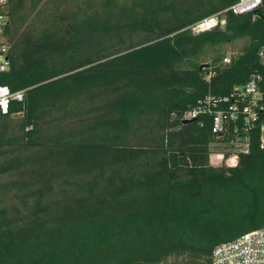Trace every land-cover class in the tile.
Here are the masks:
<instances>
[{
    "label": "trees",
    "instance_id": "16d2710c",
    "mask_svg": "<svg viewBox=\"0 0 264 264\" xmlns=\"http://www.w3.org/2000/svg\"><path fill=\"white\" fill-rule=\"evenodd\" d=\"M232 3L8 0L0 85L24 98L0 106V264H210L264 227L260 125L229 166L210 158L229 156L232 133L206 113L184 121L264 74V0L244 14ZM223 11L224 25L192 29ZM239 39L210 77L187 65Z\"/></svg>",
    "mask_w": 264,
    "mask_h": 264
},
{
    "label": "built area",
    "instance_id": "2783aa9c",
    "mask_svg": "<svg viewBox=\"0 0 264 264\" xmlns=\"http://www.w3.org/2000/svg\"><path fill=\"white\" fill-rule=\"evenodd\" d=\"M233 3L225 10L235 14H244L256 10L262 0H232ZM8 0H0V71H6L10 66V44L5 36L7 15L5 12ZM202 19L192 26L194 31L212 29L226 23L224 12ZM264 60V50L261 51ZM231 62V56L224 64ZM219 65V64H217ZM208 77L215 71L214 65H207ZM24 91L12 92L7 85H0V106L4 113L8 112L12 99L23 100ZM264 74H255L245 85L236 86L229 95L218 96L207 94L199 103L186 112L184 119L196 118L202 113L213 117L212 132L218 136L232 133L230 140L231 153L225 157L220 152L221 159L213 165L226 164L236 166L239 154L250 149L249 132L260 125L261 145H264ZM230 126L233 127L230 130ZM210 264H264V227L246 232L236 239L217 245L212 254Z\"/></svg>",
    "mask_w": 264,
    "mask_h": 264
},
{
    "label": "rangeland",
    "instance_id": "374dc122",
    "mask_svg": "<svg viewBox=\"0 0 264 264\" xmlns=\"http://www.w3.org/2000/svg\"><path fill=\"white\" fill-rule=\"evenodd\" d=\"M244 43L243 39H239L237 41H233L231 43H227L221 46H218L216 48L208 49L205 52V54H202L194 59H191L187 65L192 64H202V65H222L226 61L227 58L232 56L233 54L238 53L241 50V47ZM216 63V64H215ZM220 150L215 151L210 158V162L216 163L217 161H220L221 154H219V151L221 150V147L218 148ZM176 258L175 257H169L166 259L162 264H176ZM179 261V260H178Z\"/></svg>",
    "mask_w": 264,
    "mask_h": 264
},
{
    "label": "water",
    "instance_id": "95a60500",
    "mask_svg": "<svg viewBox=\"0 0 264 264\" xmlns=\"http://www.w3.org/2000/svg\"><path fill=\"white\" fill-rule=\"evenodd\" d=\"M193 119V118H192ZM192 119H185L184 121H189V120H192Z\"/></svg>",
    "mask_w": 264,
    "mask_h": 264
}]
</instances>
